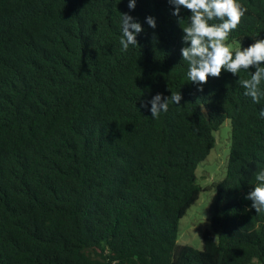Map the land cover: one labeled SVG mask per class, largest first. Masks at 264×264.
I'll list each match as a JSON object with an SVG mask.
<instances>
[{
  "label": "trees",
  "instance_id": "16d2710c",
  "mask_svg": "<svg viewBox=\"0 0 264 264\" xmlns=\"http://www.w3.org/2000/svg\"><path fill=\"white\" fill-rule=\"evenodd\" d=\"M238 2L248 11L226 43L243 49L264 39V0ZM128 3L0 0V264H264V213L245 198L264 170V97L244 95V71L199 91L180 51L190 11L180 24L168 0ZM120 13L143 29L127 51ZM171 92L179 105L152 118ZM226 120L210 229L202 249L180 245Z\"/></svg>",
  "mask_w": 264,
  "mask_h": 264
},
{
  "label": "clouds",
  "instance_id": "9594fccd",
  "mask_svg": "<svg viewBox=\"0 0 264 264\" xmlns=\"http://www.w3.org/2000/svg\"><path fill=\"white\" fill-rule=\"evenodd\" d=\"M174 7L173 15L180 18L181 7L190 11L187 18L188 26L182 27L184 33L182 40L185 47L181 48L182 60L188 64V80L199 85V91H203V85L209 77L219 78L222 70L238 76L242 71L250 72V78L238 79L244 89V95L252 99L256 104L264 97L261 84L264 82V39H255L247 48L239 47L233 51V46L226 43L230 33L237 29L248 9L238 0H168ZM128 7L134 10L136 0H129ZM121 14L122 36L120 44L122 50L127 51L129 46H138L137 35L143 31L139 22L127 13ZM219 21V23H213ZM147 24L153 29L156 21L153 17L146 18ZM255 68V72L250 69ZM182 99L180 92H171L170 97H162L156 94L149 102L151 117L159 118L161 112H167L170 104L179 105ZM145 107L147 105H144ZM259 115L264 118V108ZM254 190L245 197L250 200L251 208L256 214L264 213V170L256 174ZM216 239V238H215ZM215 241V240H214Z\"/></svg>",
  "mask_w": 264,
  "mask_h": 264
},
{
  "label": "rangeland",
  "instance_id": "374dc122",
  "mask_svg": "<svg viewBox=\"0 0 264 264\" xmlns=\"http://www.w3.org/2000/svg\"><path fill=\"white\" fill-rule=\"evenodd\" d=\"M233 45V49L236 48ZM215 147L197 168L198 182L203 188L210 189L213 184L221 181L226 174L227 161L231 148V125L226 120L220 129L215 133ZM215 194L214 189L203 191L199 200L188 210L186 216L182 218L179 226L180 245H190L196 249H202L203 233L210 229V223L207 220L208 208L212 197Z\"/></svg>",
  "mask_w": 264,
  "mask_h": 264
}]
</instances>
